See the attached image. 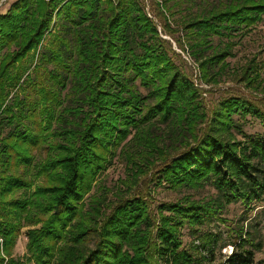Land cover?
<instances>
[{
    "label": "trees",
    "instance_id": "obj_1",
    "mask_svg": "<svg viewBox=\"0 0 264 264\" xmlns=\"http://www.w3.org/2000/svg\"><path fill=\"white\" fill-rule=\"evenodd\" d=\"M143 1L13 0L0 14V117L6 115L12 128L0 142V264H18L12 252L33 207L39 215L30 226L38 228L26 234L33 264H264L255 261L261 246L243 227L246 219L229 224L222 217L229 205L239 204L243 214L264 206V133L253 137L239 128L246 116L264 127V112L242 96L222 99L206 110L200 90L174 63ZM156 1L163 31L170 34L164 15L169 16L170 0ZM263 17L264 0H228L179 22L176 28L185 31L189 55L205 83L215 82L228 68L236 35L249 33ZM49 34L55 38L49 60L54 69L47 75L55 87L41 89L43 109L29 103L18 115L7 100L26 72L24 61ZM211 37L227 41L216 49ZM232 77L264 91L260 68L252 60ZM66 80L87 111L78 126L55 131L54 121L61 120L55 114L61 106L57 88L65 89ZM81 112L75 111L77 116ZM24 118L33 128L20 129ZM156 123L167 125L180 152L166 155L162 140L152 136ZM46 130L62 141L47 143ZM45 143L47 153L36 174L45 184L25 200L10 201L13 193L32 187L16 172ZM120 148L129 170L152 164L154 179L169 189L210 185L214 195L183 197L153 208L148 199L131 197L98 215L91 226L82 203ZM214 223L227 232L226 239L221 231H203ZM88 238L94 239L92 249L86 247ZM227 246L231 252L222 256Z\"/></svg>",
    "mask_w": 264,
    "mask_h": 264
},
{
    "label": "rangeland",
    "instance_id": "obj_2",
    "mask_svg": "<svg viewBox=\"0 0 264 264\" xmlns=\"http://www.w3.org/2000/svg\"><path fill=\"white\" fill-rule=\"evenodd\" d=\"M228 0H170L167 7L170 8L169 16L167 17L170 25L171 33L167 34L163 31L164 19L161 17L162 9L160 5H156V0H144L145 12L148 17L153 19L157 25V31L161 38L168 43V48L173 52V61L178 66L181 72L184 73L198 89L200 90V100L203 107L209 112L212 111L219 101L228 97L242 96L254 105L259 107L264 112V91L254 90L245 82H239L234 80L233 72L245 68L249 61H253L254 65L260 68L259 80L262 81L264 86V17L262 21L252 27L251 31L247 34L236 35L232 40L235 45L233 47V57L228 58L226 63L228 68L225 72L216 79L215 82L205 83L200 77L199 67L191 58L189 48V39H187L186 33L183 30L177 29L179 22L187 17L195 15L200 11L209 9L210 6L217 5L219 2L226 3ZM13 0H0V14H5ZM59 27H56L58 29ZM61 33H63L61 31ZM55 40L53 34H49L45 37L41 46L37 52L28 57L24 63L23 68L25 74L16 90H12L8 100L7 106L13 105V112H17L19 109L28 108L29 103L37 104L39 109H43L45 104L39 100L41 96V89L45 87L47 90L55 87V83H51L47 72L54 69L52 61H49L52 54V43ZM212 48L222 47L226 43V39L220 40L216 37L208 39ZM63 51V50H62ZM5 52V51H4ZM3 52V53H4ZM206 55L211 54V50L205 52ZM67 58L72 61V57L69 52L66 53ZM212 72V69L210 70ZM70 81V80H68ZM66 80V88H57L61 97V106L55 109L56 117L61 120H55L52 127L55 131L59 128L69 129L72 126H78L80 118L87 111L86 105L81 104L80 96H73L70 92V83ZM143 96H146V91L142 88H138ZM17 103L19 108H17ZM24 106V107H23ZM82 110L80 116L75 113L76 110ZM6 115L0 117V142L7 133L12 129L11 126L6 125ZM235 119H238L235 117ZM32 121L24 118L20 129L24 131L26 128H33ZM240 130L249 136L259 137L263 136L264 127L262 123L256 118L246 116L239 121ZM5 125V126H4ZM3 126V127H2ZM169 128L164 124H155V128L152 129L154 137L160 138L162 141L160 145L164 149L166 155H174L176 152L181 151V146L177 141H173L174 138L168 136ZM238 132L236 131V134ZM47 143L55 144L61 142V139L56 140L51 135V130H46L43 133ZM237 139L241 140V135H236ZM47 143H45L40 150L34 152L31 155V161L28 166H20L16 174L25 181H29L32 187L28 190H19L13 193L9 200H25L32 195L37 187L43 186L45 181L43 177H37V172L40 164L43 162L47 153ZM1 144V143H0ZM127 150L125 147L122 149ZM121 148L115 153V156L111 159L107 170L99 176L94 184L91 192L84 198L83 201V213L85 218L89 221L91 226L98 221V215L109 214L112 207L119 202L131 197L139 196L143 199L150 201L152 208L158 204L165 202H175L183 197L190 198L192 200H200L208 198L214 195V189L210 185H205L200 189L182 188L179 190H171L165 183H159V180H155V166L150 167L152 164L141 166L140 171H131L128 169L126 163L121 158ZM154 160V159H152ZM162 160V159H161ZM157 160V162H159ZM143 164H146L143 162ZM157 167V166H156ZM252 210L243 214V209L239 204L229 205L225 207L223 218L228 221L229 224H240V219H246V222L242 221L243 227L250 231L255 244H260L261 248L255 251V261L264 263V206L251 208ZM30 219H24L25 226L20 232V236L16 241V245L12 252V258L18 264H33L30 258V254L26 250V234L29 229H37L38 226H30L32 217L38 216L39 212L37 207L29 209ZM237 222V223H236ZM221 225V224H219ZM204 232L211 231L217 233L221 231L222 239H226L225 230L221 226H217L215 223L209 228H204ZM185 233V232H183ZM184 242L188 239L183 237ZM2 241L0 240V254ZM86 247L92 249L94 247V239L88 238ZM231 247L221 249V255H229ZM219 258V256H217Z\"/></svg>",
    "mask_w": 264,
    "mask_h": 264
}]
</instances>
